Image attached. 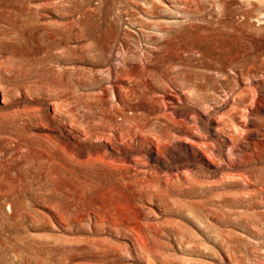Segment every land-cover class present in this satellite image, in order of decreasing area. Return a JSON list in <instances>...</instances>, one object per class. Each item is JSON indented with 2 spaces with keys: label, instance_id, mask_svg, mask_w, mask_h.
Masks as SVG:
<instances>
[{
  "label": "rangeland",
  "instance_id": "obj_1",
  "mask_svg": "<svg viewBox=\"0 0 264 264\" xmlns=\"http://www.w3.org/2000/svg\"><path fill=\"white\" fill-rule=\"evenodd\" d=\"M0 264H264V0H0Z\"/></svg>",
  "mask_w": 264,
  "mask_h": 264
}]
</instances>
